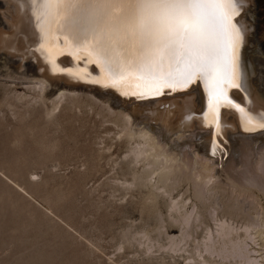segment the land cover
Instances as JSON below:
<instances>
[{
    "label": "rangeland",
    "instance_id": "obj_1",
    "mask_svg": "<svg viewBox=\"0 0 264 264\" xmlns=\"http://www.w3.org/2000/svg\"><path fill=\"white\" fill-rule=\"evenodd\" d=\"M256 3L264 40V0ZM253 50L263 56L256 44ZM0 65V264H192L200 259L196 246L201 243L203 249L209 239L222 241L218 219L235 228L232 236L244 234L254 220L261 219L264 143L253 156L248 147L241 148L243 159L248 158L247 151L253 157L250 164L241 159V152L227 157L222 167L210 162L213 172L223 177L214 176L205 185L187 177L183 165L165 184L158 181L157 173L151 182L144 181L149 167L132 162L130 151L142 138L122 134L125 120L117 103L115 108L116 104L106 102L107 96L101 97L102 102L85 91L67 93L61 103H50L47 115L49 102L43 101L31 78L22 77L3 60ZM261 65L256 63L254 78L264 91ZM56 104L58 108L51 111ZM133 123L136 129L143 126ZM193 146L180 151L181 161L191 162L190 167L196 154L204 160ZM225 175L234 178L239 188ZM172 200L179 202V213L172 209ZM185 212L192 213L188 226L181 218ZM261 229L264 224L250 226L241 246L229 249L228 245L213 254L203 251L209 262L196 264H264ZM179 239L184 241L178 249H171L169 242ZM167 245L170 249L163 248ZM245 252L249 260L244 259ZM192 255L199 259H186Z\"/></svg>",
    "mask_w": 264,
    "mask_h": 264
},
{
    "label": "bare ground",
    "instance_id": "obj_2",
    "mask_svg": "<svg viewBox=\"0 0 264 264\" xmlns=\"http://www.w3.org/2000/svg\"><path fill=\"white\" fill-rule=\"evenodd\" d=\"M257 5L256 0H248L245 10L233 20V23L237 24L241 29L242 37L238 50L239 83L241 87L227 88L226 91L233 103L239 105V108L221 101L216 111H213L209 107L207 93L199 83H193L186 90L169 91L165 89L164 94L158 96H152L150 93L139 95L144 90L145 83L140 79L142 73L135 68L125 71L123 79H119V69L117 68V79L119 82L114 84L112 78L97 61L91 49L87 46H81L82 41L77 42L72 39V33L69 31V26L63 17L65 10L53 8L39 10L37 14L33 11L31 0H0V60H3L4 64L11 65L15 72L19 75L21 74L22 77H30L31 82L40 88L42 96L40 97L43 98V101L49 102V104L46 102L49 107L46 109V112L50 109L51 102V104H55L54 102L57 101L62 102L67 93L73 94L80 93L81 91L89 92L90 94L94 93L96 97H100H98L100 100L101 97L105 98L107 96L106 102L109 101L112 105L117 103L123 109L125 120L122 134L127 135L129 138L135 136L142 138V140L137 139L135 146H131L132 149L130 148V151L132 153H130L133 154L132 162L142 161L144 166L149 167L143 177L144 181L151 182L157 173V177H159L158 181L165 184L173 178V172L178 168L180 169L181 165H183V168L189 174L187 177L202 180L203 185H205V183L211 182L210 180L213 181L216 178L218 180L219 177H223L221 174H218L219 172L217 174L213 172L215 167L213 168L210 162L219 164L222 167L223 163H225L224 160L232 154L234 156L238 155L241 152V148L248 147L252 153L253 151L256 152L259 146L264 143V128L259 126L262 122L261 114H264V91L260 88L262 84L258 85L254 78V75L257 74L256 63L258 65L264 64V40L259 35L261 33L259 31L261 29L259 24L261 23L258 21ZM253 6L256 7L254 11H252ZM250 13H252L253 20L249 19ZM72 25L75 28L83 29L85 20L82 12L72 13ZM254 43L261 49L263 56H260L253 50ZM109 56L116 65L121 63L126 65L130 63L135 64L137 59L131 44L122 43L114 45ZM1 67L3 68V66ZM5 67L7 69L6 65ZM9 67L8 72L10 71ZM175 67L176 65L173 64V70ZM161 70L167 72L169 70L168 64L165 63L163 68L158 64L155 71L158 74ZM8 72L6 71L7 74ZM23 72H25L24 75H22ZM261 72L262 70L260 69L258 73ZM12 75H9L8 78ZM14 76L12 77L15 78ZM18 77L16 78L18 79ZM59 83H63L65 86L50 96L48 93L50 87L56 86ZM101 101L104 102L103 100ZM108 103L106 106L110 105ZM118 105L115 108H118ZM57 108L58 105L56 104L53 107L54 110L51 109V111H55ZM48 112L46 113L47 115ZM133 122H141L143 126H139L136 129L135 127L137 126H132ZM162 140L166 141V144L163 142V145ZM191 143L194 145V148L196 147L194 152H197L199 156L201 155V158H204V160L199 161L196 154L194 162L190 160L194 163L190 167L191 162H188L187 165V162L181 161L183 159L180 157V151ZM247 154L245 155L248 158L243 159L244 154L242 153L241 159L246 160L250 164L249 161L253 157L250 158V154ZM262 159L260 161L264 163V155ZM216 168L219 170V167ZM215 171L217 172V170ZM221 172L223 171L221 170ZM242 173L245 172L242 171ZM226 175L225 177L228 178V181L239 188V184L235 183L234 178L232 179V177L230 178V176ZM139 176L141 175L139 174ZM214 176L217 177L214 178ZM217 180L214 182H217ZM175 183L177 182L175 181ZM240 187L242 191H250L244 186ZM174 201L172 200L171 207L173 210L178 211L180 209V205H177L179 202ZM184 204H182V207ZM189 212H185L181 217L186 226H188L192 214ZM230 213L232 212L230 211ZM261 214V219L254 220L250 226L260 223L264 224V210L261 211ZM218 220H220L218 232L222 241L209 239V242L203 243V249L199 248V245H202L201 243L197 244V251H195L201 260L194 255L187 257L186 259H199L198 261L194 260L192 264L209 262L208 258L203 257L202 252L205 250L209 251L210 254L214 252L219 253L228 245L230 249L235 245L241 246V241H244L243 238L244 236L246 237L250 226L245 229L244 234L232 236L235 228L225 220ZM190 233L188 232V234ZM188 234L187 236H189ZM259 234L263 235L264 239V230H259ZM186 237H184V240ZM182 240L169 242L171 244H169L170 248L177 250L178 246H180L179 244L184 241ZM150 241L153 242V240ZM217 243H219V246H217ZM169 245L163 248H169ZM246 254L247 252L244 255ZM244 259H250L248 254Z\"/></svg>",
    "mask_w": 264,
    "mask_h": 264
},
{
    "label": "snow or ice",
    "instance_id": "obj_3",
    "mask_svg": "<svg viewBox=\"0 0 264 264\" xmlns=\"http://www.w3.org/2000/svg\"><path fill=\"white\" fill-rule=\"evenodd\" d=\"M248 0H31L34 13L64 9L63 17L72 39L82 41L97 61L118 83L125 71L142 73L145 88L139 95L152 96L186 90L199 83L209 107L216 111L221 101L235 108L227 88L241 87L238 50L241 29L233 23ZM83 13V29L72 25V13ZM63 27V25H61ZM117 43L131 44L135 64H114L109 56ZM167 63L169 70L155 71ZM176 67L173 70L172 65ZM243 111L242 109H240ZM259 124L264 128V114Z\"/></svg>",
    "mask_w": 264,
    "mask_h": 264
},
{
    "label": "water",
    "instance_id": "obj_4",
    "mask_svg": "<svg viewBox=\"0 0 264 264\" xmlns=\"http://www.w3.org/2000/svg\"><path fill=\"white\" fill-rule=\"evenodd\" d=\"M28 64H29V62H28ZM28 64H27V65H28ZM64 86H65V85H64L63 83H59V84L56 85V86L50 87V89H49V91H48L49 95H50V96L54 95V93H56L59 89H61V88L64 87ZM67 87H69V86H67Z\"/></svg>",
    "mask_w": 264,
    "mask_h": 264
}]
</instances>
